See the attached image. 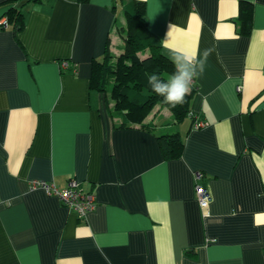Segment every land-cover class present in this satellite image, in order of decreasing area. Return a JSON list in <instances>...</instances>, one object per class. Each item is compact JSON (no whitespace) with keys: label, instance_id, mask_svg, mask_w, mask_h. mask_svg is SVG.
<instances>
[{"label":"crops","instance_id":"0c3cea01","mask_svg":"<svg viewBox=\"0 0 264 264\" xmlns=\"http://www.w3.org/2000/svg\"><path fill=\"white\" fill-rule=\"evenodd\" d=\"M129 1L0 0V19L11 6L24 15L0 29V264H264V0H135L174 63L173 49L209 52L193 116L156 105L152 128L119 127L89 88L106 42L119 52ZM241 2L252 6L243 34ZM171 132L184 147L168 160L156 136ZM33 179L74 181L96 206L79 217Z\"/></svg>","mask_w":264,"mask_h":264},{"label":"trees","instance_id":"16d2710c","mask_svg":"<svg viewBox=\"0 0 264 264\" xmlns=\"http://www.w3.org/2000/svg\"><path fill=\"white\" fill-rule=\"evenodd\" d=\"M38 2L40 0H27ZM12 1H10L11 3ZM125 23L116 25L121 41L119 52L113 54L106 42L103 57L92 59L90 66L89 88L107 95L111 85L110 98L113 100L112 114L120 118L119 127L128 128L138 124L146 128L144 119L156 104L164 106L176 122L191 114L193 89L186 95L184 103L171 107L148 86L147 77L153 73L168 80L176 71V64L162 53V44L146 28L145 6L143 1L123 2ZM8 24L15 30L22 28L23 13L11 6L6 12ZM252 6L248 2L239 4L240 33H247L251 28ZM163 157L176 159L181 156L184 143L177 132L163 133L156 136Z\"/></svg>","mask_w":264,"mask_h":264},{"label":"built area","instance_id":"2783aa9c","mask_svg":"<svg viewBox=\"0 0 264 264\" xmlns=\"http://www.w3.org/2000/svg\"><path fill=\"white\" fill-rule=\"evenodd\" d=\"M8 26L6 17L0 19V29ZM240 90V87H238ZM205 123L201 120H195L193 127H203ZM195 181L196 200L200 209L204 211V215L209 214V204L211 202V194L208 188L201 183L203 172L201 170L193 171ZM30 190H43L49 195H53L69 209L74 210L79 217H84L86 213L92 211L96 206V198L93 192L81 190L74 181H71L66 187L58 188L54 183L41 179H33L29 182Z\"/></svg>","mask_w":264,"mask_h":264},{"label":"clouds","instance_id":"9594fccd","mask_svg":"<svg viewBox=\"0 0 264 264\" xmlns=\"http://www.w3.org/2000/svg\"><path fill=\"white\" fill-rule=\"evenodd\" d=\"M176 71L170 79L163 80L157 74L153 73L147 77V83L150 89L158 96L162 97L168 105L176 107L184 103L186 95L192 87V80L204 70V62L209 55L205 51L199 58L196 51L183 52L173 49Z\"/></svg>","mask_w":264,"mask_h":264},{"label":"rangeland","instance_id":"374dc122","mask_svg":"<svg viewBox=\"0 0 264 264\" xmlns=\"http://www.w3.org/2000/svg\"><path fill=\"white\" fill-rule=\"evenodd\" d=\"M110 88H111V85L109 84V85H108V90H107V95H106V96H107L108 100H111V101L113 102V100L110 98V91H109ZM156 105H158L159 107H164V106H161V105H159V104H156ZM156 105H155V106H156ZM155 106H154V107H155ZM151 111H152V110H151ZM151 111H150V112H151Z\"/></svg>","mask_w":264,"mask_h":264}]
</instances>
